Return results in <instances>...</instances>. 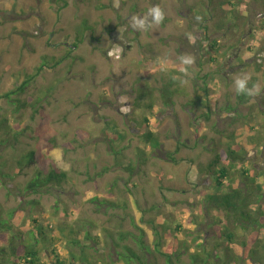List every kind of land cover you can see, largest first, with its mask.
<instances>
[{"label": "rangeland", "instance_id": "obj_1", "mask_svg": "<svg viewBox=\"0 0 264 264\" xmlns=\"http://www.w3.org/2000/svg\"><path fill=\"white\" fill-rule=\"evenodd\" d=\"M67 2L59 13L62 0H0V96L34 76L18 105L0 98V165L14 176L0 181V203L23 209L15 237L43 229L44 264H54L52 250L62 264H128V248L146 264H167L172 248L174 264L213 257L224 225L212 227L216 211H206L215 191L207 165L235 144L248 149L243 167L264 174V0ZM237 81L253 83L241 106ZM143 90L152 110L135 105ZM113 125L124 136L115 144ZM147 131L160 146L143 163ZM51 170L68 179L26 192Z\"/></svg>", "mask_w": 264, "mask_h": 264}, {"label": "trees", "instance_id": "obj_2", "mask_svg": "<svg viewBox=\"0 0 264 264\" xmlns=\"http://www.w3.org/2000/svg\"><path fill=\"white\" fill-rule=\"evenodd\" d=\"M62 1H64V4L58 9L59 13L68 6L67 0ZM220 5L232 6L233 4L231 2H221ZM213 47L216 48V46ZM66 58H69V56H64L55 65L61 64ZM45 65L43 63L38 68V71L45 69ZM33 79L34 76H31L19 87L1 95L0 98L18 105V97L25 94ZM252 88L253 83L244 82V90H237V103L239 106L245 105L250 101ZM148 97H152L150 91L143 90L140 92L135 102L139 110L144 108L152 110L154 108L151 103L145 104L143 102ZM163 98L166 104L173 105V92L168 88L163 91ZM22 106L24 107V104H20V107ZM143 120V122L148 123L147 118L143 117ZM111 130L113 131L111 136L114 144L118 143L120 139H124L122 134L117 133L115 125L112 126ZM142 140L144 147L139 150L138 158L140 162L145 163L149 149H159L160 143L154 134L148 131L142 134ZM3 143H6V141ZM243 146L245 147V145ZM237 147L235 144L230 145L226 152L217 154L207 165L206 170V173L212 179L213 188L215 189L214 192L206 197V211L208 213L212 210L216 211L218 221L213 220L212 227L219 228L218 225H224L222 234H219V238L223 242H217L215 245L214 258L209 252H206L207 257L203 259L199 255L194 254L191 256L190 264H232L233 262L235 264H264V243L261 238L264 234V190L262 186L264 174L254 176L258 172L257 170L251 174L248 169L244 168L243 166L246 164L243 163H245L249 152L248 149H243V151L239 152ZM33 157L34 152H30L24 159L28 163H31ZM168 159L170 162L176 163L172 155H168ZM20 164H22V161H20ZM126 169L130 170V167ZM12 179H14V176L5 172L3 165H0L1 183L5 185L8 183V180ZM67 179L68 175L66 172L51 170L48 173H43L42 171H38L35 177L28 183L26 192L29 194L44 193L53 186H61ZM94 202L97 203V199ZM101 204L103 205L102 202ZM112 207H117V205L112 204ZM19 210L23 209L19 207L5 210L0 203V264H44L37 248V244L41 241H49L43 229L31 232L30 241H25L24 243L19 235L18 237L14 235L16 231L14 230L12 221ZM238 230L243 232L245 238L238 236ZM124 238H127V236H122V239ZM138 242L141 250L149 252L143 235L138 239ZM206 243L207 241L203 238V243L200 246L204 248ZM223 244L225 246V253L222 255L220 248H222L221 245ZM82 247L86 248L88 244L84 243ZM159 247L160 245L157 243L158 250ZM128 251L131 256L128 264L134 261L146 264L135 251L130 248H128ZM51 253L54 256V264H62L61 256L54 250ZM163 256L166 257L167 264H174L173 257L177 258L179 252L172 248L163 254ZM211 259H214L213 263H210Z\"/></svg>", "mask_w": 264, "mask_h": 264}, {"label": "clouds", "instance_id": "obj_3", "mask_svg": "<svg viewBox=\"0 0 264 264\" xmlns=\"http://www.w3.org/2000/svg\"><path fill=\"white\" fill-rule=\"evenodd\" d=\"M151 11L155 15L157 20H159L161 18V13L158 9H153ZM133 19L135 20V17ZM138 23H142V22H138ZM237 84H238V90L243 91L244 90V82L243 81H237Z\"/></svg>", "mask_w": 264, "mask_h": 264}]
</instances>
